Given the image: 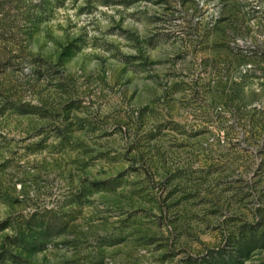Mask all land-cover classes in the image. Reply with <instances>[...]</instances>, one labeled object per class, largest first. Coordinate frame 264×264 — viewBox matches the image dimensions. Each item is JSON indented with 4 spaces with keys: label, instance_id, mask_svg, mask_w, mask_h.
Segmentation results:
<instances>
[{
    "label": "rangeland",
    "instance_id": "1",
    "mask_svg": "<svg viewBox=\"0 0 264 264\" xmlns=\"http://www.w3.org/2000/svg\"><path fill=\"white\" fill-rule=\"evenodd\" d=\"M249 236L264 0H0V264H200Z\"/></svg>",
    "mask_w": 264,
    "mask_h": 264
},
{
    "label": "trees",
    "instance_id": "2",
    "mask_svg": "<svg viewBox=\"0 0 264 264\" xmlns=\"http://www.w3.org/2000/svg\"><path fill=\"white\" fill-rule=\"evenodd\" d=\"M140 1L150 0H130V2L136 3ZM249 236L247 239L239 240L236 246L226 250L218 249L209 253L204 257V261H200V264H243V262L249 257L250 253L255 248L264 249V236H260L257 239Z\"/></svg>",
    "mask_w": 264,
    "mask_h": 264
}]
</instances>
